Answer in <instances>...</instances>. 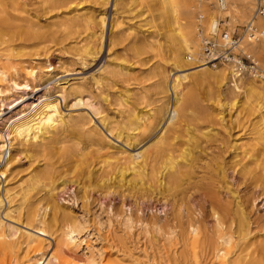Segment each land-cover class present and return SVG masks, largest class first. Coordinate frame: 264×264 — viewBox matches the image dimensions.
<instances>
[{
  "label": "bare ground",
  "instance_id": "obj_1",
  "mask_svg": "<svg viewBox=\"0 0 264 264\" xmlns=\"http://www.w3.org/2000/svg\"><path fill=\"white\" fill-rule=\"evenodd\" d=\"M209 3L0 0V95L9 90L5 78L11 90L32 89L0 97L1 105L10 104L7 129L0 131V248L11 251L0 264H91L74 248V234L86 220L57 190L66 169L78 171L72 197L81 208L96 191L99 203L121 197L111 211L126 228L140 221L162 233L172 220L164 233L182 246L175 259L189 245L190 264H264V224L252 226L240 193L247 181L264 191V13L254 15L257 0ZM160 19L162 36L143 27ZM252 19L254 30H242L232 52L250 56L258 70L215 61L212 55L229 46L231 33ZM221 22L225 29L219 32ZM209 35L216 47L206 54ZM50 41L70 54L59 72L97 68L89 76L58 79L41 92L37 85L45 72L25 67L30 79L20 81L17 62L40 54ZM163 45L166 56L160 54ZM203 82H223L221 104L238 93L256 97L224 120L184 89ZM199 188L212 197L214 235L200 231L195 200L189 199ZM144 199L161 202L159 209L171 219L162 223L144 215Z\"/></svg>",
  "mask_w": 264,
  "mask_h": 264
},
{
  "label": "rangeland",
  "instance_id": "obj_2",
  "mask_svg": "<svg viewBox=\"0 0 264 264\" xmlns=\"http://www.w3.org/2000/svg\"><path fill=\"white\" fill-rule=\"evenodd\" d=\"M205 1H209L210 6L214 3V0ZM150 8L149 12L153 10L152 7ZM157 12H159L158 9L153 13ZM135 21H137V18L133 20V22ZM155 23L157 24H155V26H152L153 23L151 22L143 27L154 29L159 32V36H162L161 32L164 30L162 28V20L160 19ZM243 27L244 24L239 26V29L234 30L231 35L234 33L239 34ZM224 29L225 26L221 22L219 32L224 31ZM203 33L207 35L205 30ZM62 47L63 44L55 45L54 42L50 41L47 43V47L44 51L40 50V54L24 55V61L17 62V66H20L21 68V73L17 75L19 80L23 81L30 79V75L25 73V67H34V74L36 73L37 75L41 72H45V77H43L40 80V84L37 85L41 88L39 89V92H41L43 89L53 85L58 79L67 80L77 75L89 76L97 68V66H93L77 75L71 73L67 74V72H59L61 70V62H66L67 58L70 56L69 52L61 49ZM160 54L162 56L167 55V50L164 45L160 50ZM214 60L218 62H227L220 59ZM200 62L201 61H195V64ZM199 76L200 74L195 75V77ZM195 77H190V80L195 79ZM5 79L7 80V78ZM6 80H3V83L9 90L2 92L0 97L17 91L11 90L9 83ZM32 84H35V81L31 82L30 85ZM224 88L225 85L223 82H203L197 85L187 86L184 89L192 98L200 97L201 100L207 103L211 109L219 112V115L224 120H230L231 114L235 110L245 107L247 105V101L253 100L256 97L254 93L250 95L238 93L236 98L230 104H221L217 101V95L224 90ZM24 91L27 93H23ZM16 93L18 95L23 93L25 96L32 93V89L28 86L25 90H19ZM34 94L36 93L34 92L33 95ZM32 98L34 103L37 102L36 96H32ZM9 105L10 104L1 105L0 103V112H2L0 115L1 132L6 131L9 123L5 118V112ZM15 111L16 109L13 110L12 113ZM22 161L26 162L25 158H22ZM234 176L238 179V175L236 173H234ZM77 178V170L66 169L62 171L59 180V182L61 181L59 183L60 187H58L57 190L62 198V201L71 205L78 212V214L83 215L86 220L81 231L74 234L77 241V245L74 248L79 253L84 252L91 260V264H190V259L192 260L194 257L193 251L189 245L183 252L185 254V258L179 256L175 259L177 254L174 255V250L178 248L179 252L182 249V246L180 243H177L172 233H164V230L171 231L172 220L166 222V220L171 219V216L170 212H164V210L159 209L161 202H153L152 199L139 200V204L144 212V215L146 213L152 214L157 218L160 217L162 223H167L163 231H161L162 233H158L155 229L149 226H146L145 228V225L140 221L134 222L132 227L126 228V226L116 220L119 216L116 217V215L111 211L112 208L114 211L118 210L120 205L121 197L116 194L112 196V199L111 195H109L103 199L101 203H99L97 201L98 193L96 191H91L93 197L90 198L89 205L83 208L80 207V200H76L72 197L73 189L77 188L75 186ZM62 182L64 184H61ZM63 187L67 189L65 192L60 191ZM244 187L245 188L240 193H242L243 199L245 200V208L251 216L252 226L260 228L264 224V191H261L259 187L249 181L246 182ZM234 188L237 189L238 187L234 184ZM210 195V191L207 188H199L196 191H193L189 199L191 201L195 200V215L199 218V222H197V224L200 231H206L207 233L214 235L217 230V225L209 203L212 199ZM224 196L227 199L230 197L228 194H224ZM130 200L131 198L129 196L125 198V202L127 203H129ZM110 204H112V206ZM152 205L154 206L152 209H147V206ZM125 208H128V205ZM142 210L138 213L142 214ZM151 233H155L157 237L154 238L151 236ZM79 241H81V244H78ZM84 242L91 246L90 249L86 247ZM201 248L202 247L200 246L197 247L199 251ZM10 252L11 251H9V249L0 248V260H4L5 262L8 261Z\"/></svg>",
  "mask_w": 264,
  "mask_h": 264
},
{
  "label": "built area",
  "instance_id": "obj_3",
  "mask_svg": "<svg viewBox=\"0 0 264 264\" xmlns=\"http://www.w3.org/2000/svg\"><path fill=\"white\" fill-rule=\"evenodd\" d=\"M262 13H264V0H257L254 15L262 14ZM252 21H253V19L250 20L247 23V25H245L243 27V29H242L243 33L244 32L247 33V32L254 30V26H253ZM211 35L205 36V37H207L204 40V50H205L206 54L213 53L212 49L216 47V43L214 41V38ZM240 38H241L240 33L239 34H236V33L232 34L230 41H229L230 42L229 46L227 48L223 49L222 51L215 53L212 56H215L214 59H220V60L227 61V62H235V63H237L238 68L242 69L246 66H249L252 70L257 71L258 67H257V64L254 61V59H252L248 55H239V54L237 55V53L232 52V47L235 46L236 44H238ZM237 56H240V57L237 58Z\"/></svg>",
  "mask_w": 264,
  "mask_h": 264
}]
</instances>
